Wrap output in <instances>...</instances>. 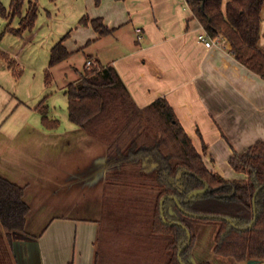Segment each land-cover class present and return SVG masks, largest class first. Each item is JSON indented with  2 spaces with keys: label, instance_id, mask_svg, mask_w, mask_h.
<instances>
[{
  "label": "trees",
  "instance_id": "trees-1",
  "mask_svg": "<svg viewBox=\"0 0 264 264\" xmlns=\"http://www.w3.org/2000/svg\"><path fill=\"white\" fill-rule=\"evenodd\" d=\"M185 1L210 38L221 37L238 63L264 79V51L259 48L264 0ZM24 2L11 0L9 9L0 3L1 17H20L18 29L7 25L0 36L33 29L38 6L29 0L23 14ZM100 2L94 0L96 6ZM88 22L98 37L113 31L99 18L80 19L81 25ZM67 37L50 50L47 83L50 69L70 56L63 45ZM0 55L12 68L15 61ZM64 94L69 121L106 145L94 264H210L192 260L196 227L205 225L216 227L214 255L237 263L264 262V141L233 152L229 166L246 177L225 179L207 167V146L203 144L202 154L195 148L168 101L157 98L138 107L111 65H84ZM58 123L42 113L44 127L55 129ZM206 186L204 193H194ZM24 195L23 187L0 176V226L8 246L26 233L30 206ZM187 232L191 239L186 246Z\"/></svg>",
  "mask_w": 264,
  "mask_h": 264
},
{
  "label": "crops",
  "instance_id": "crops-1",
  "mask_svg": "<svg viewBox=\"0 0 264 264\" xmlns=\"http://www.w3.org/2000/svg\"><path fill=\"white\" fill-rule=\"evenodd\" d=\"M65 4L75 21L63 42L70 56L52 69L70 61L75 53L86 58L80 66L65 68L69 81H64V90L79 78L87 61L111 65L138 107H146L157 98L168 101L195 148L202 154L203 144L207 146L203 158L210 170L225 179L246 177L236 173L228 160L233 152L241 153L256 141H264V79L238 63L222 39L211 49L199 42L197 37L204 29L185 0H101L98 6L94 0H65ZM83 16L101 19L112 33L98 37L90 22L80 24ZM136 28L142 29L141 40H137ZM51 74L54 77V72ZM14 112L0 127V163L9 173L4 178L24 188V199L27 197L30 206L26 233L40 225L30 221L29 202L36 199L37 195L31 194L36 188L44 189L48 195V191L60 192L59 187L67 191L74 187L78 193L85 187L93 192L96 203L88 207V215L52 217L42 226L44 229L33 230L38 235H18L11 246L0 226L2 244L5 249L9 247L14 264H94L97 221L107 176L106 145L87 140L89 136L82 130L86 136L78 152L84 154V162H75L59 174L53 167L45 178L38 170L39 150L26 157L19 129H3ZM14 142L16 146L10 144ZM66 152L55 154L53 144L43 160L56 165L58 154L64 153L65 158L74 149ZM44 179L48 184L42 182Z\"/></svg>",
  "mask_w": 264,
  "mask_h": 264
},
{
  "label": "rangeland",
  "instance_id": "rangeland-1",
  "mask_svg": "<svg viewBox=\"0 0 264 264\" xmlns=\"http://www.w3.org/2000/svg\"><path fill=\"white\" fill-rule=\"evenodd\" d=\"M10 1L0 0V3L6 9H9ZM28 1L25 0L24 2L23 14H25L28 7ZM36 2L38 4V18L33 29L27 30L21 35L4 33L0 36V52L8 54L9 58L15 61L13 67L9 68V63L0 55V127L3 125L6 116L15 111V114L10 118L7 126H3V129H19L20 138L21 140L22 138L24 139L26 157L32 154L31 151L36 152L39 150L37 155L39 162L37 164H41L38 170L45 174L43 176L47 178L53 167L57 168V173L59 174L65 167L71 168L73 163L81 164L85 159L84 154L82 155L78 151L84 145L83 138L85 137L83 136L86 135L68 119L67 97L64 94L63 86L64 81H69V76L66 77L69 71L65 70V68H69L72 64L80 66L86 56L75 53L70 61L59 65L55 69L51 68L50 71L51 73L54 72V77L51 76V81L49 83L46 82L50 49L59 41L60 37L65 36L75 26V21L72 20V13L67 11L65 0H36ZM261 18L262 36L259 48L264 51V3L261 10ZM7 25H10L12 29H18L20 17L7 20L0 15V35ZM43 107L44 111H42ZM43 112L50 119L58 120L59 123L58 127L55 128L56 130L48 131L44 128L42 125ZM87 140L93 141L89 137ZM2 141L0 128V146ZM10 144L16 146L17 142ZM53 144H55L56 148L55 154H60L62 151L67 154L68 152L66 151L71 150V148L74 149V153L67 155L65 158H63L64 153L62 156L58 154L56 158L57 164L49 165L48 161L43 160V156H47L45 151L47 148L51 150ZM64 159H67V163ZM2 166L0 163V176L9 177V173L6 174V170ZM42 182L48 184V179H44ZM63 186L64 184L61 185V187ZM50 187L51 189L54 188L53 186H45L47 189H50ZM57 189L60 191L57 194L48 191L47 195V192L40 188H36L31 193L37 196L35 200L32 199L29 202L32 205L30 221L35 220L40 225L32 227L24 235L33 237L38 235L33 230L44 229L42 226L46 225L54 216L68 214L74 217H81V215H88V207L96 203L93 200V192L88 191L89 189L85 187L79 193L74 187L71 188V191H67L68 188L65 189V187ZM199 227H196L198 229V240L192 252V260L195 263L247 264V262L237 263L232 259L214 255L212 248L216 230L215 225ZM1 238L0 236V264H14L9 247L5 249L6 245L2 244Z\"/></svg>",
  "mask_w": 264,
  "mask_h": 264
},
{
  "label": "built area",
  "instance_id": "built-area-1",
  "mask_svg": "<svg viewBox=\"0 0 264 264\" xmlns=\"http://www.w3.org/2000/svg\"><path fill=\"white\" fill-rule=\"evenodd\" d=\"M135 33H136L137 40H141L142 29L136 28ZM197 39L199 42L203 43L206 48L211 49L219 45L221 37L218 36L216 38H210L207 35V33L204 31L198 35ZM90 65H91V61H87L86 66L89 67Z\"/></svg>",
  "mask_w": 264,
  "mask_h": 264
},
{
  "label": "water",
  "instance_id": "water-1",
  "mask_svg": "<svg viewBox=\"0 0 264 264\" xmlns=\"http://www.w3.org/2000/svg\"><path fill=\"white\" fill-rule=\"evenodd\" d=\"M207 190V186L204 188V189H202V190H198V191H196V192H194L195 194H199V193H204L205 191ZM261 190V188H259L258 190H257V192H256V194L259 192ZM253 224V223H252ZM251 224V225H252ZM250 225V226H251ZM184 228V227H183ZM187 235H188V241H187V244H186V246L187 245H189V243H190V239H191V237H190V233L189 232H187ZM182 251V249L180 250V252ZM179 252V253H180ZM247 264H264V262H258V261H255V260H249V261H247Z\"/></svg>",
  "mask_w": 264,
  "mask_h": 264
}]
</instances>
